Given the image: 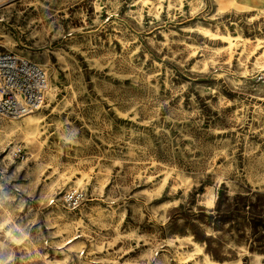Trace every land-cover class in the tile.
I'll return each instance as SVG.
<instances>
[{
  "label": "rangeland",
  "instance_id": "rangeland-1",
  "mask_svg": "<svg viewBox=\"0 0 264 264\" xmlns=\"http://www.w3.org/2000/svg\"><path fill=\"white\" fill-rule=\"evenodd\" d=\"M2 4L48 90L0 116V264H264V0Z\"/></svg>",
  "mask_w": 264,
  "mask_h": 264
},
{
  "label": "built area",
  "instance_id": "built-area-1",
  "mask_svg": "<svg viewBox=\"0 0 264 264\" xmlns=\"http://www.w3.org/2000/svg\"><path fill=\"white\" fill-rule=\"evenodd\" d=\"M48 90V77L38 65L16 55L0 54V116L19 119L41 108ZM81 193L70 191L66 201L73 207Z\"/></svg>",
  "mask_w": 264,
  "mask_h": 264
},
{
  "label": "bare ground",
  "instance_id": "bare-ground-1",
  "mask_svg": "<svg viewBox=\"0 0 264 264\" xmlns=\"http://www.w3.org/2000/svg\"><path fill=\"white\" fill-rule=\"evenodd\" d=\"M2 1V0H0ZM5 0L2 1V3L4 2ZM0 4V7L4 4ZM36 121H38V118H34L32 116H27V120H26V125H28L29 127H33V128H37V124L38 122L36 123ZM32 134L34 135L35 133L33 131H29L26 133V138H28L29 136H32ZM8 136V135H7ZM25 139V138H24ZM27 141V140H26ZM14 150V149H13ZM17 150V149H16ZM78 183L80 184L81 183V180H78Z\"/></svg>",
  "mask_w": 264,
  "mask_h": 264
}]
</instances>
